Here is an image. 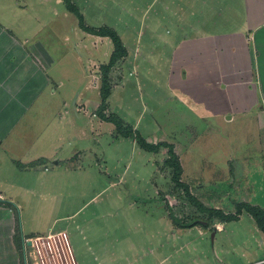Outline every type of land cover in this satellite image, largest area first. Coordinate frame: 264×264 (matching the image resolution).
Segmentation results:
<instances>
[{"label":"rangeland","instance_id":"374dc122","mask_svg":"<svg viewBox=\"0 0 264 264\" xmlns=\"http://www.w3.org/2000/svg\"><path fill=\"white\" fill-rule=\"evenodd\" d=\"M150 2L78 0L77 5L84 12L85 25L116 29L128 50L126 63L122 65L119 59L108 75L113 87L107 101L110 111L152 141L180 142L181 182L188 191L173 180V168L166 164L169 154H163L162 148L149 153L132 138H115L106 131L96 140L73 147L89 145L91 149L82 157V168L76 164L67 168L62 163L55 169L50 161L48 168L24 169L0 145V191L15 202L16 240L24 264H76L70 247L77 264H253L264 258V249L251 248L258 236L246 210L241 221L229 222L226 233L218 231L214 238V222L219 218L209 219L188 198L190 193L207 207L219 205L226 214H233L236 201L250 197L251 188L258 191L262 175L257 157L263 143L256 121L250 114L219 123L191 110V102L176 101L167 80L170 65L159 62L166 54L152 52ZM60 10L72 15L62 17L64 21L49 13L46 18L55 19L58 34L64 38L72 35L71 21L77 16L65 0ZM163 32L157 37H166ZM59 52L65 54V47ZM101 65L99 78L95 76L100 87ZM77 83L66 80L62 89L71 92ZM74 102L71 96L67 105L73 107ZM234 167L242 173L240 177L231 178ZM215 171L220 178L216 182ZM232 182L235 186L231 188ZM189 223L190 230L181 226ZM198 228L209 232L200 234ZM247 242L249 251L244 258L241 252Z\"/></svg>","mask_w":264,"mask_h":264},{"label":"crops","instance_id":"0c3cea01","mask_svg":"<svg viewBox=\"0 0 264 264\" xmlns=\"http://www.w3.org/2000/svg\"><path fill=\"white\" fill-rule=\"evenodd\" d=\"M62 3L63 0H0V145L24 169L48 168L50 161L55 169L62 163L69 165L67 168L72 164L82 168V157L91 149L89 145L74 149L76 144L96 140L104 131L115 138L124 137L116 133L113 122L98 117L96 112L102 97L100 81L95 76L99 78L97 71L110 59L114 45L107 36L82 29L77 17L74 23L71 21L72 35L62 38L55 19L64 21L67 14L72 15L60 10ZM74 3L79 5L78 0ZM147 7L154 15L152 52L156 56L157 52L166 54L167 58L161 57L159 62L170 65L167 80L176 101L183 98L191 102V110L214 117L219 123L221 119L233 121L253 115L256 122L250 121L259 128L263 143L257 157L262 177L258 191L251 188L250 197L236 204L246 202L264 209V0H151ZM47 13L56 18L47 19ZM162 30L166 37H157ZM61 47H65V54H60ZM127 57L120 59L122 65ZM153 59L151 55V65ZM70 79L78 83L70 88L71 92H65L62 88ZM71 96L75 98L73 107L67 105ZM110 112L114 114L108 105L104 113L109 116ZM143 137L149 143H158ZM162 141L172 143L179 154V141ZM161 152L168 154L164 147ZM230 171L231 178L242 174L237 167ZM215 175L214 182L220 179L216 171ZM0 202V264H22L16 243L15 202L3 191ZM243 217L230 222H239ZM250 219L258 236L254 240L257 244L251 241V248L260 251L264 249V234L255 219ZM228 223L216 219L213 237L218 231L226 233ZM208 232L209 229L200 230V234ZM176 235L173 231L171 238ZM248 245L243 244L244 258L248 256ZM96 250L99 252L100 247ZM253 264H264V258Z\"/></svg>","mask_w":264,"mask_h":264},{"label":"trees","instance_id":"16d2710c","mask_svg":"<svg viewBox=\"0 0 264 264\" xmlns=\"http://www.w3.org/2000/svg\"><path fill=\"white\" fill-rule=\"evenodd\" d=\"M68 6V9L72 11L80 20V26L82 29H84L87 32H90L95 35L99 36H107L112 39L114 44V50L111 54L110 60L107 64L101 65V72H102V86H101V97L102 102L101 105L98 108V116L104 120L111 121L116 125L117 133L124 137H132L136 139V142L139 146V148L143 149L144 151H147L149 153H157L160 151L161 148H167L169 157L166 160V164L173 168V180L176 182L177 185L182 186L188 191V186L181 182V173H182V166L179 161V158L177 154L174 151V145L172 143H169L167 141H160L156 144L149 143L146 141V139L143 137V135L138 131L134 130L132 125L126 124L122 118H120L117 115L110 114L107 116L104 111L108 107V98L111 93V85L109 83V72L111 68L114 66V64L122 58H125L128 55L127 47L124 44V41L122 40V37L119 35V33L111 27L108 26H102L100 28H95L92 26H87L84 23V16L80 13V9L77 5L72 3V0H65ZM189 200L192 202L194 206L197 207V209L201 212H206L209 216V219L213 217H217L220 220L230 222L232 220L239 219V216L242 214L243 210H246L256 221L260 231L264 234V209H262L259 206H255L246 202H241L236 204V212L231 214H226L221 208H210L205 206L200 200L195 198L194 196L188 194ZM1 204V202H0ZM11 203H9L10 205ZM179 221V220H178ZM209 221V220H208ZM206 222V221H205ZM209 222H206V224ZM192 224H181L182 227H190ZM16 243L18 245V248L20 247L18 244V241L16 240ZM20 249V248H19ZM24 264V262H23Z\"/></svg>","mask_w":264,"mask_h":264},{"label":"built area","instance_id":"2783aa9c","mask_svg":"<svg viewBox=\"0 0 264 264\" xmlns=\"http://www.w3.org/2000/svg\"><path fill=\"white\" fill-rule=\"evenodd\" d=\"M64 234H65L66 238H68V236L66 235V233H64ZM67 241H68V244H69V240L68 239H67ZM69 247H70V244H69ZM70 251H71V254H72V257H73L74 262L77 264L71 247H70Z\"/></svg>","mask_w":264,"mask_h":264},{"label":"water","instance_id":"95a60500","mask_svg":"<svg viewBox=\"0 0 264 264\" xmlns=\"http://www.w3.org/2000/svg\"><path fill=\"white\" fill-rule=\"evenodd\" d=\"M28 244L31 245V241L30 240H29Z\"/></svg>","mask_w":264,"mask_h":264}]
</instances>
